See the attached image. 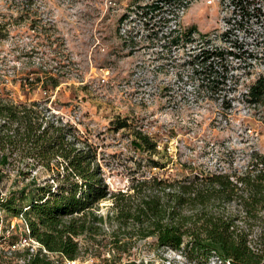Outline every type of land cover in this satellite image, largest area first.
<instances>
[{
	"label": "rangeland",
	"instance_id": "obj_1",
	"mask_svg": "<svg viewBox=\"0 0 264 264\" xmlns=\"http://www.w3.org/2000/svg\"><path fill=\"white\" fill-rule=\"evenodd\" d=\"M132 1L0 0V96L14 103L39 101L49 112L78 117L74 127L97 149L114 192L132 193L133 179L176 183L208 172L231 173L248 165L254 154L264 156V102L263 108L240 117L237 108L229 112L210 103L166 112L159 103L129 96L135 60L122 45L117 26ZM208 14V8L194 7L187 22L209 31L215 15L208 19ZM51 79L58 87H52ZM117 121H127L130 128L113 130ZM134 131L155 142L157 153L137 146ZM151 161L160 167H151ZM39 173L42 181L49 177ZM20 181L17 170L8 171L1 186L10 195L20 189ZM111 205L103 201L98 213L107 215ZM112 227L104 225L107 234L79 237L81 252L93 254L99 264H193L180 252L159 249L152 237L121 256L108 244Z\"/></svg>",
	"mask_w": 264,
	"mask_h": 264
},
{
	"label": "trees",
	"instance_id": "obj_2",
	"mask_svg": "<svg viewBox=\"0 0 264 264\" xmlns=\"http://www.w3.org/2000/svg\"><path fill=\"white\" fill-rule=\"evenodd\" d=\"M251 100L264 102V79L253 86ZM48 113L45 103L0 96V185L12 170L21 180L3 207L11 216L24 215L32 237L49 251L75 259L76 239L107 234L104 225L112 224L108 244L121 256L152 237L159 249L180 252L193 264H264V156L254 154L246 169L231 173L208 172L176 183L133 179L132 193L114 192L97 149ZM112 126L130 128L127 121ZM134 134L144 152L157 153L147 135ZM39 171L49 177L40 180ZM106 200L112 205L107 215L99 214ZM27 264L53 263L36 257Z\"/></svg>",
	"mask_w": 264,
	"mask_h": 264
},
{
	"label": "built area",
	"instance_id": "obj_3",
	"mask_svg": "<svg viewBox=\"0 0 264 264\" xmlns=\"http://www.w3.org/2000/svg\"><path fill=\"white\" fill-rule=\"evenodd\" d=\"M197 6L208 8V19L215 15L209 31L187 22ZM117 30L135 60L128 83L135 101L159 103L166 112L210 103L229 112L237 108L240 117L263 108L251 98L253 86L264 79V0H133ZM48 114L77 127L78 117ZM8 198L0 185V261L27 264L40 257L53 264H99L81 249L75 259L49 251L32 237L24 215L7 213L3 203Z\"/></svg>",
	"mask_w": 264,
	"mask_h": 264
}]
</instances>
